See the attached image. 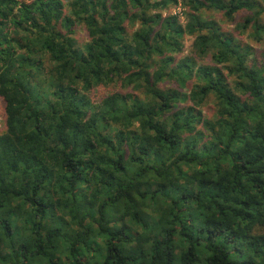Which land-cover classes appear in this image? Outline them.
I'll return each instance as SVG.
<instances>
[{"label":"trees","instance_id":"1","mask_svg":"<svg viewBox=\"0 0 264 264\" xmlns=\"http://www.w3.org/2000/svg\"><path fill=\"white\" fill-rule=\"evenodd\" d=\"M186 4L0 0V264H264V6Z\"/></svg>","mask_w":264,"mask_h":264},{"label":"rangeland","instance_id":"2","mask_svg":"<svg viewBox=\"0 0 264 264\" xmlns=\"http://www.w3.org/2000/svg\"><path fill=\"white\" fill-rule=\"evenodd\" d=\"M188 0H180L178 2V6L173 8L172 10H176L179 8L181 13L183 14V18L180 19L182 25H186L188 20V15L191 13L192 6H187ZM264 6L263 0H256ZM259 10L256 9V12ZM177 11V10H176ZM254 13L250 11H241L235 15L233 21L228 20L222 13L217 12L215 10H206L200 14V17L203 21L207 23H216L224 33L231 35L235 40L243 46H250L254 49L256 54V59L258 63L264 66V35L260 34L259 40L255 37V31L252 26L246 31L243 30V25L247 18H251ZM261 22L264 24V13H262ZM75 39L78 42L79 46H85L88 43V36L83 29H79L75 34ZM192 36L187 35L184 38L183 43V52L179 54L178 58H186L192 55ZM200 62V61H199ZM204 62V61H201ZM210 63L209 59H206L203 64ZM264 68V67H263ZM119 84H114L111 86L102 87L96 90L92 95L91 99L94 101H101L104 97H106L109 93H113L119 91ZM213 107L212 105L206 106L204 108V114L206 117L211 118L213 115ZM5 121L3 101L0 98V131L3 130Z\"/></svg>","mask_w":264,"mask_h":264},{"label":"built area","instance_id":"3","mask_svg":"<svg viewBox=\"0 0 264 264\" xmlns=\"http://www.w3.org/2000/svg\"><path fill=\"white\" fill-rule=\"evenodd\" d=\"M177 1L179 2L180 0H177ZM176 10L172 11V15L178 16L180 19H182L183 18V14L181 13V10L179 8H177Z\"/></svg>","mask_w":264,"mask_h":264}]
</instances>
